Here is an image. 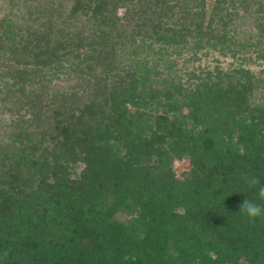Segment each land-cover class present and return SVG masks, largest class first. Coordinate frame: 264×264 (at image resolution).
Returning a JSON list of instances; mask_svg holds the SVG:
<instances>
[{"label":"trees","instance_id":"1","mask_svg":"<svg viewBox=\"0 0 264 264\" xmlns=\"http://www.w3.org/2000/svg\"><path fill=\"white\" fill-rule=\"evenodd\" d=\"M0 1V264H264V0Z\"/></svg>","mask_w":264,"mask_h":264},{"label":"rangeland","instance_id":"2","mask_svg":"<svg viewBox=\"0 0 264 264\" xmlns=\"http://www.w3.org/2000/svg\"><path fill=\"white\" fill-rule=\"evenodd\" d=\"M22 4V3H21ZM20 3L14 2L13 4H8L4 1H0V15L6 13L11 15L15 20L20 19L21 16H23L24 14V9L22 8ZM119 13L121 12V10L118 11ZM244 23L246 24V26H241L242 30H247L248 29V22L244 21ZM188 54L184 53L183 55L175 58L176 61V66L177 68L180 67V64L182 62V58L186 57ZM198 60L193 61L190 65L188 64V68H186L185 70L191 68V67H196L197 65H199L200 67H207V68H212L216 63L222 67L223 69L228 68V67H233L236 66L238 64L237 60L227 56V55H220L219 53L215 52V51H208V54L203 56V55H198ZM253 55H251L252 57ZM259 62V61H257ZM245 68H249L252 71L257 72L262 65L259 63H245L242 65ZM9 119V114L7 112L4 111H0V135L4 132L3 128L1 126H3V124L5 122H7ZM188 164L187 161L185 159L182 160H175L173 162V170L176 174H179L180 172H182L183 170L187 169ZM81 168V165H77L76 167V171L79 170Z\"/></svg>","mask_w":264,"mask_h":264},{"label":"clouds","instance_id":"3","mask_svg":"<svg viewBox=\"0 0 264 264\" xmlns=\"http://www.w3.org/2000/svg\"><path fill=\"white\" fill-rule=\"evenodd\" d=\"M249 187H257V196L260 200H264V185L261 184L260 177L257 175H250L244 177ZM239 210L254 219L264 215V207L254 200L244 199L239 205Z\"/></svg>","mask_w":264,"mask_h":264}]
</instances>
